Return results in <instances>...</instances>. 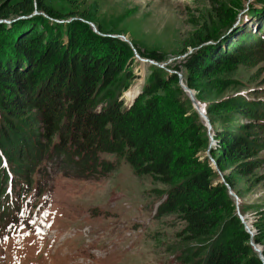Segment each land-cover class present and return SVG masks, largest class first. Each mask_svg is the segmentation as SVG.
Wrapping results in <instances>:
<instances>
[{
  "label": "rangeland",
  "instance_id": "374dc122",
  "mask_svg": "<svg viewBox=\"0 0 264 264\" xmlns=\"http://www.w3.org/2000/svg\"><path fill=\"white\" fill-rule=\"evenodd\" d=\"M218 1L220 4L217 5L224 11L242 12L236 25L240 26L245 20L249 31L255 29L257 36L263 29L264 40V28L257 29L255 18H245L254 8L261 7L256 4L257 0ZM212 2L45 0L54 11L64 15L61 19L50 18L52 23L46 25L48 28L51 24L62 26L63 34L67 25L82 21L89 24L93 35L120 40H123L120 36H124L129 41L126 43L133 49V58L127 71L132 77L115 87L113 95L108 97L113 101L111 105H117L125 118L131 115L136 103L144 99L145 88L156 73L161 72L166 87L156 95L166 99L163 104L165 109L177 119L173 145L176 146V154L184 156L187 164L175 171V174L183 176L178 184L188 180V176L193 177L192 174L202 168L200 165L210 164L215 171L214 186H224V196L233 206L230 212L240 220L252 239L258 235L256 224H264V149H254L252 158L260 165L249 174L247 169L237 166L242 165L245 159L241 161L237 157L228 162V152L220 148L225 149L224 139L230 130L247 135L251 141H262L264 127L260 122H264V116L257 113L259 108L264 107V97H259L264 94V50L253 46V43L252 49L231 45L227 52L239 54L236 61L232 62L226 52L221 62L206 63L205 69H218L199 81L193 89L189 88L185 83L187 71L183 64L194 52L202 47L208 50V46L219 43L223 37L214 42L196 44L199 36L216 34L222 25ZM40 15L48 17L41 11H34L29 17ZM82 46V56H96L98 53L93 51L99 50L107 54L104 48L86 52ZM138 50L146 55L160 53L165 61L159 63L142 58ZM174 74L179 79L177 84L168 82ZM122 78L120 76L119 80ZM182 84L190 89L208 118L211 129ZM237 98L246 99L256 107L249 113H243L241 106H232ZM103 101H99L98 105H103ZM215 107L217 112H209ZM68 119L61 116V123ZM155 120L153 118L154 124H149L150 131L158 128ZM184 121L194 125H184ZM21 122L33 126V121L25 123L21 118ZM19 126L22 128V125ZM124 131L128 135L135 134L130 133L131 129ZM184 135L193 139H186ZM140 136L154 142L157 140L149 131H142ZM159 140L163 146L166 144L164 140ZM177 140L182 142L176 145ZM0 156L8 168L9 163L4 160L1 151ZM101 158L111 164V169L104 174L91 175L80 174L73 164L45 159L40 169L32 173L37 184L30 190V199L26 202L20 201L16 195L19 191L10 187L7 181L6 187L12 198H9L10 210L4 213L7 217L0 215V264H207L209 240H189L186 220L179 212L169 211L171 199L168 194L175 185L167 184L153 170L152 164L147 163L148 157L143 159L145 165L140 173L119 154H101ZM3 202L4 196L0 198V205ZM224 216H227L226 212ZM250 245L264 264L256 250L262 247L264 258V238L260 244L251 240Z\"/></svg>",
  "mask_w": 264,
  "mask_h": 264
},
{
  "label": "trees",
  "instance_id": "16d2710c",
  "mask_svg": "<svg viewBox=\"0 0 264 264\" xmlns=\"http://www.w3.org/2000/svg\"><path fill=\"white\" fill-rule=\"evenodd\" d=\"M217 4L219 1L213 0L212 7L222 25L216 34L199 36L196 40L198 45L218 40L221 29L236 16L233 11H224ZM256 4L261 7L254 8L245 18H255L257 29L264 28V0H257ZM34 11H41L48 17H29ZM21 16L26 18L9 24L0 23V151L9 163L7 168L0 156V198L4 196L6 201L0 205V215L5 216L4 213L11 208L7 181L19 191L20 201L26 202L30 199V190L37 184L32 173L40 169L45 159L73 164L80 174L91 175L104 174L112 167L101 158V154L123 156L137 173L142 171L145 165L142 161L148 157L147 163L152 164L153 170L167 184L175 185L168 194L171 199L169 211L179 212L186 220L189 240H209L207 264H263L250 242H262L264 224H256L258 235L251 239L244 225L230 212L233 206L224 196V186H214L215 171L210 164L200 165L202 168L192 174L193 177L188 176V180L178 184L183 176L175 174V171L187 164L184 156L176 154L177 149L173 145L177 119L165 109L166 99L156 95L166 87L161 72L156 73L145 88L144 99L139 100L131 115L125 118L117 105H111L113 101L108 97L113 95L115 87L132 77L127 70L132 66L133 49L126 42L93 35L89 24L82 21L67 25L63 34L62 26L51 24L48 28L46 24L52 23L50 18L61 19L64 15L54 11L45 0H0V20H15ZM243 21L226 33L219 43L208 46V50L202 47L186 60L183 65L187 71L185 83L189 88L193 89L199 81L215 72L218 67L205 69L206 63L221 62L222 55L225 56L232 46L252 49L253 45L264 50L263 29L257 36L256 30L249 31ZM83 43L90 47L82 46ZM81 46L86 52L104 48L107 54L99 50L93 51L98 56H89L88 53L87 57L82 56ZM139 54L159 63L165 61L160 53ZM228 57L234 62L239 54L228 53ZM120 76H123L121 80ZM168 82L177 84V74L172 75ZM104 92L106 94L102 96ZM259 97H264V94ZM99 101L104 104L98 105ZM232 106H241L243 113H249L256 107L243 98H237ZM259 109L257 115L264 116V107ZM217 111L215 107L209 112ZM61 116L70 119L62 124ZM196 117L199 119L197 113ZM21 118L25 123L33 121V126L25 125ZM153 118L157 119L155 125L158 128L152 132L149 124H154ZM185 122L184 125H194L190 121V124ZM260 124L264 127V122ZM126 129L135 134H126ZM201 129L204 130L202 125ZM142 131L155 135L158 144L152 139H143L140 136ZM195 135L198 138L197 132ZM246 136L230 130L224 139L225 149H220L228 152V162L237 157L241 161L245 159L242 165L237 166L252 174L260 165L252 158L253 151L264 149V136L259 142ZM185 137L193 139L189 135ZM159 139L166 144L163 146ZM181 142L177 140L175 143ZM192 155L195 157V153ZM145 172L148 173V169Z\"/></svg>",
  "mask_w": 264,
  "mask_h": 264
},
{
  "label": "water",
  "instance_id": "95a60500",
  "mask_svg": "<svg viewBox=\"0 0 264 264\" xmlns=\"http://www.w3.org/2000/svg\"><path fill=\"white\" fill-rule=\"evenodd\" d=\"M241 13H242V12H240V10H239L238 13L236 14V16H235L230 22H228V23H227V24L221 29L220 34H218V36H224L226 33H228V32H229V31H230V30L236 25V23L239 21L240 16H241ZM24 18H26V17H25V16H21V17H18L17 19H15V20L2 19V20H0V23H10V22H12V21H16V20L24 19ZM120 37H121L125 42H129L124 36H120ZM137 57L140 58L138 55H137ZM141 60H143V59H141ZM143 61H144V62H150L149 60H143ZM151 62H152V61H151ZM182 86H183L186 90L189 91V93H190V97H191V100L193 101L195 108L198 110V113L202 116V118L205 119V122L207 123L208 128L211 129V126H210V124H209V122H208V118L206 117V115H205V113L202 111V109L198 106L197 102L194 100L193 94L191 93L190 89H189L187 86L183 85V84H182ZM256 250H257L258 253L260 254L261 259L264 261V258H263L262 254H261V253H262L261 250H259L258 247H257Z\"/></svg>",
  "mask_w": 264,
  "mask_h": 264
},
{
  "label": "bare ground",
  "instance_id": "6f19581e",
  "mask_svg": "<svg viewBox=\"0 0 264 264\" xmlns=\"http://www.w3.org/2000/svg\"><path fill=\"white\" fill-rule=\"evenodd\" d=\"M130 102H131V101H130ZM258 249L262 251V247H258Z\"/></svg>",
  "mask_w": 264,
  "mask_h": 264
}]
</instances>
